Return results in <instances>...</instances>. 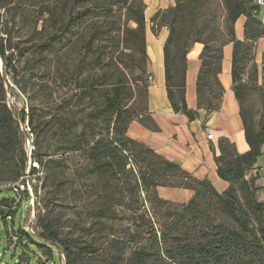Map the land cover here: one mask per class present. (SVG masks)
Segmentation results:
<instances>
[{"label": "trees", "instance_id": "16d2710c", "mask_svg": "<svg viewBox=\"0 0 264 264\" xmlns=\"http://www.w3.org/2000/svg\"><path fill=\"white\" fill-rule=\"evenodd\" d=\"M218 1L222 10L220 16L214 15L211 11L210 0H174L172 7L156 12L151 22L153 31L160 27H166L168 30L163 46L167 99L174 113L182 114L189 120H193L196 115V112L187 108L184 97L186 56L189 49L195 43L202 45L196 86L197 107L210 113L218 109L223 95V89L218 81L222 49L229 43L233 45L232 91L239 106V116L248 150L243 154H235L231 152L232 145L228 141H219L220 155L215 157L216 174L227 184L221 193H218L208 180L193 179L182 172L177 164L160 158L149 148L126 136L129 123L134 119H141L143 99L140 111L131 115L129 107L124 104L123 81L113 84L105 90L106 92H101L100 104L78 119L72 116V118L59 117L47 120L36 116L32 106L27 109L20 108L19 98L10 86L8 77L15 81L19 73L16 63L22 56L8 41L9 31L4 32L3 37L0 38V166L4 165L5 169L11 166L6 178L8 182L18 181L26 169L27 153L24 146L27 134L21 130V126L26 123L30 134L36 135L33 140L32 161L45 168L46 177L52 171L51 165L61 160L58 157L52 158L53 156L42 152L40 148V138L52 129L53 136L58 142L60 141L57 150L53 151L54 154L70 153L83 158L84 166L78 174L79 179L83 176L93 179L105 174L116 177L129 176L132 183L126 191L134 195L136 201L134 204L146 188L152 189L153 200L161 204L171 202L158 197L156 193L158 187L181 188L193 192L192 197L182 204L178 211L168 214L172 220L167 231H156L152 219L147 218V212L137 207L133 209L129 205L130 202L118 203L132 214L140 212L145 216L150 232V239H147L149 246L136 244V248L131 251L127 259V264H150L154 261L159 264H264V203L258 202L255 198V194L264 191V188H255L253 180L245 179L246 174L263 157L261 149L264 146V110L258 124L255 125L242 106V93L246 87L241 80L244 70L240 67L242 56L246 55L245 51L249 50L258 38L264 36V24L260 19L262 8L255 3V0ZM114 2L125 7L128 15L126 21L132 24V27L125 25L122 28L117 47H121L120 54L123 50L128 51L129 62L126 69L132 75V81L142 85L144 97L146 90L143 69L146 59L144 5L142 0ZM240 18L245 19L243 40L235 37V24ZM73 23L70 22V25ZM0 25H2V13ZM259 28L263 29L262 33L259 32ZM93 42L94 38H89L83 44L82 51L85 54L92 51ZM136 55L138 58L135 57ZM261 64L264 85V53ZM24 71H28V68ZM138 71L142 73L141 76L137 75ZM89 92V89L78 88L74 94L61 97L58 108L67 107L72 99L89 97L91 93ZM99 119L112 121L111 128L106 134L96 130L94 123ZM85 121L91 122L85 123ZM132 147L140 148V151L148 154L151 160L142 157L141 165L138 166L137 159L130 151ZM17 157L19 160L16 159ZM132 161H135L137 170H134L132 164L127 168ZM30 173L31 176L37 175V171L33 168H30ZM75 173L78 171L76 170ZM58 193V184L46 189L41 196H37L35 191L34 218H31L30 207L27 206V215L17 235L14 230L12 236L8 230L4 229V231L7 232L6 236L9 239L18 238L17 243H21L19 245L22 247L25 246L22 243L24 236L28 241L31 236L38 238L43 243L39 246L42 256L38 258V264L47 262L54 252L60 264H86L85 257L93 254L91 247L81 246L77 241L62 237L46 221L38 207L39 203H47L56 198ZM120 193L123 196L121 190ZM239 193L243 196V200H240ZM201 197H206L221 212L225 222L211 219L200 212L198 200ZM12 198L0 199V232L3 228L8 229L6 224L8 220L12 222L14 220L12 210L17 206L16 201H11ZM110 207L102 206L98 208L96 214L103 218L118 219L119 215L112 212ZM178 226L184 229L181 233L178 232ZM123 241L118 238L112 239L108 247L121 254L129 246ZM111 257L109 264H118L117 256L111 255ZM18 264L29 263L26 258L21 257Z\"/></svg>", "mask_w": 264, "mask_h": 264}, {"label": "rangeland", "instance_id": "374dc122", "mask_svg": "<svg viewBox=\"0 0 264 264\" xmlns=\"http://www.w3.org/2000/svg\"><path fill=\"white\" fill-rule=\"evenodd\" d=\"M114 1L118 0H0V15L2 13L0 38L4 32L9 31L8 41L22 56L16 63L19 73L15 81L8 77L10 86L19 98L20 108L27 109L32 106L36 116L47 120L72 116L78 119L100 104L101 92H106L105 90L113 84L123 81L124 104L129 107L131 115L140 111L143 99L142 85L135 84L132 75L126 69L129 62L128 51L123 50L120 54L121 47H117L122 28L125 25L132 27V24L126 21L128 15L125 7ZM210 8L214 15L220 16L222 10L218 0H210ZM70 22H74L73 25H70ZM262 31L263 29L259 28V32ZM89 38H94L93 49L85 54L82 46ZM254 48L252 45L245 51L246 55L242 56L240 67L244 70L241 80L246 87L242 93V106L257 125L264 110V85L262 59L258 58L259 62H255ZM135 57L138 58V55ZM24 67L28 68V71H24ZM80 87L84 90L89 89L90 96L72 99L67 107L59 109L61 97L74 94ZM89 122L91 121H85ZM94 125L97 131L106 134L111 128L112 121L99 119ZM21 130L30 134L26 123L21 126ZM35 136L32 135L31 139L34 140ZM29 139L27 135L26 145ZM59 144L60 141L53 136L52 129L40 138L42 152L61 160L51 165L52 171L48 177L43 166H38V175L34 176H31L29 169L28 185L34 199L35 191L37 196H41L46 189L55 184L59 185L57 197L50 202L39 203L38 207L46 221L62 237L77 241L81 246L91 247L93 254L85 257L86 264H109L111 255L117 256L118 264H127V259L136 248V244L149 246L147 218L152 219L156 231H167L170 228L172 218H169L168 214L178 211L182 204L158 203L153 200L152 189L147 188L134 204L136 202L134 195L126 191L132 183L129 176L116 177L105 174L93 179L84 176L79 179L78 174L84 166L83 158L70 153L54 154L53 151L57 150ZM130 151L137 159L138 166L141 165L142 157L151 160V157L142 153L138 147H132ZM231 152L235 153L233 145ZM261 152L263 157L245 177L248 181L253 180L255 188H264V146ZM16 159L19 160V157ZM131 164L134 170H137L135 161L129 163L127 168H130ZM3 166H0V199H9L13 196L8 191L10 182L6 178L11 166L7 169ZM76 170L78 173H75ZM238 195L240 200H243V196L240 193ZM255 198L258 202L264 203V191L257 192ZM120 201L130 202L129 205L133 209L137 207L147 212V218L140 212L132 214L119 206ZM198 202L201 213L211 219L225 222L221 212L206 197H201ZM102 206H111V211L118 214L119 218L108 219L98 216L96 211ZM12 211L13 222L8 220L6 223L8 229L3 228L0 232V264H18L21 257L26 258L29 264H38V258L42 256L39 246L43 245L38 238L31 236L28 241L24 236L22 243L25 246L22 247L19 245L21 243H17L18 238L9 239L6 236L7 232L5 233L8 230L12 236L14 230L17 235L28 212L27 203L23 202L19 208H13ZM30 216L33 217L31 213ZM179 226L178 232L181 233L184 229ZM116 238L123 239L124 243L129 244L121 254L108 247L110 240ZM44 264H60L56 253L54 252ZM150 264L159 263L154 261Z\"/></svg>", "mask_w": 264, "mask_h": 264}, {"label": "crops", "instance_id": "0c3cea01", "mask_svg": "<svg viewBox=\"0 0 264 264\" xmlns=\"http://www.w3.org/2000/svg\"><path fill=\"white\" fill-rule=\"evenodd\" d=\"M145 20L144 37L146 59L143 64L144 82L146 85L143 97V112L141 119L132 120L126 131V136L152 150L160 158L177 164L180 170L197 181L208 180L213 188L221 193L227 184L216 174L215 157L220 155L219 141L226 140L233 145L236 154L248 150L244 131L239 116V106L232 91V51L229 43L222 49V59L218 81L223 89L218 109L207 113L197 107V76L200 69V53L202 45L195 43L186 56L185 72V104L196 112L195 118L189 120L186 116L174 113L167 99L165 88V69L163 46L168 36L166 27L153 31L151 18L158 11L166 10L174 5V0H142ZM264 17L261 11L260 19ZM245 19L240 18L235 24V37L243 40V25ZM255 62L262 59L264 53V38L254 42ZM152 78V83L147 82ZM204 126L210 128L213 139L206 141L202 135ZM158 197L177 204L186 203L193 195L187 189L159 187Z\"/></svg>", "mask_w": 264, "mask_h": 264}, {"label": "built area", "instance_id": "2783aa9c", "mask_svg": "<svg viewBox=\"0 0 264 264\" xmlns=\"http://www.w3.org/2000/svg\"><path fill=\"white\" fill-rule=\"evenodd\" d=\"M255 3L262 8L264 11V0H255ZM261 23L264 24V17L261 19ZM147 82L149 84L152 83V78L147 77ZM30 137V141H27L26 145V153H27V168L25 170V174H23L20 179L14 183L8 184V191L11 193L13 198H15L16 202H20L21 204L23 202L27 203V206L30 207V213L34 218L35 215V208H36V200L34 199V196L32 194L31 188L28 185V171L30 168H33L34 170H38V164L36 162L32 161V152H33V140L31 134H27ZM202 135L203 138L206 141H211L213 139V133L210 130L209 127L204 126L202 129ZM38 175V171H37Z\"/></svg>", "mask_w": 264, "mask_h": 264}, {"label": "water", "instance_id": "95a60500", "mask_svg": "<svg viewBox=\"0 0 264 264\" xmlns=\"http://www.w3.org/2000/svg\"><path fill=\"white\" fill-rule=\"evenodd\" d=\"M137 75H138V76H141L142 73L138 71V72H137ZM11 201H12V202H15V198H12ZM16 206H17V208H19V207H20V203H19V202H16Z\"/></svg>", "mask_w": 264, "mask_h": 264}]
</instances>
